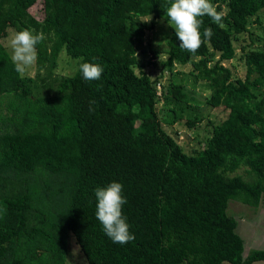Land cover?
Wrapping results in <instances>:
<instances>
[{"label": "trees", "instance_id": "1", "mask_svg": "<svg viewBox=\"0 0 264 264\" xmlns=\"http://www.w3.org/2000/svg\"><path fill=\"white\" fill-rule=\"evenodd\" d=\"M171 2L0 0V264H66L70 234L88 264L264 261V248L244 254L227 213L231 199L256 208L264 196V44L250 30L259 23L264 42V0H211L222 25L202 17L213 36L195 55L171 27L165 58L152 47V60L139 58ZM24 29L45 39L21 78L3 41ZM61 51L70 74L57 72ZM85 62L104 68L99 80L83 79ZM195 88L226 115L187 152L165 128L202 121ZM113 181L135 236L124 245L95 216L94 190Z\"/></svg>", "mask_w": 264, "mask_h": 264}, {"label": "clouds", "instance_id": "2", "mask_svg": "<svg viewBox=\"0 0 264 264\" xmlns=\"http://www.w3.org/2000/svg\"><path fill=\"white\" fill-rule=\"evenodd\" d=\"M166 11L168 24L175 30L180 49L193 55L198 52L205 39L213 36L211 28H205L201 33L202 17H210L213 22L222 25L223 13L217 11L211 0H172ZM44 39L42 32L34 33L27 29L17 31L11 38V60L21 78L30 75V69L36 65L37 45ZM79 71L84 80L94 81L101 78L104 68L99 64L85 62L79 65ZM89 104V110L94 111L91 105L95 104V101L92 100ZM122 193L123 185L117 181L98 186L94 190L97 201L95 216L105 235L113 243L120 245L135 239L123 214V205L127 203V199Z\"/></svg>", "mask_w": 264, "mask_h": 264}, {"label": "rangeland", "instance_id": "3", "mask_svg": "<svg viewBox=\"0 0 264 264\" xmlns=\"http://www.w3.org/2000/svg\"><path fill=\"white\" fill-rule=\"evenodd\" d=\"M33 12L36 16L39 15V9L34 8ZM259 16L264 20V8L259 11ZM170 26L168 24V19L158 20L155 27L149 30L142 41L141 47L145 48V51L142 52L140 49L137 51L138 57H145L146 59L152 60L150 47L158 49L162 52L161 57L165 58L164 54V41L165 36L169 33ZM252 31V37L257 46L263 45L264 42L260 38V24L253 23L250 27ZM14 36V33L11 32L9 36L3 41V44L6 46L9 53L12 55L10 48V40ZM245 39L248 40V37L245 36ZM239 45L237 44V51H239ZM238 54V53H237ZM158 61V60H157ZM242 64L239 65L234 71L235 73L242 75ZM152 67V66H150ZM74 68L73 61L65 55L64 51H61L59 55V61L57 66V72L62 74L72 73ZM35 67L30 69V75H33ZM158 69L153 71L152 75L156 74ZM188 73V68H182L180 70V75L183 76ZM166 78V79H165ZM164 79L168 82V75L165 74ZM196 89V88H195ZM197 99L200 100V104L197 107V112L201 113L203 116L202 121L197 123V126L194 128H188L184 122L174 123L172 126H166V130L170 133L177 132V137L179 141L182 140V146L185 151L191 152L192 150L199 148L204 143V139L208 134L209 121H219L222 119L226 112L218 108H208L203 103L204 95L196 89ZM162 106L161 103H158V108ZM184 120V119H183ZM241 174H246L243 172V168L238 170ZM227 213L233 216L237 220L236 231L244 240V254H248L249 251L253 249H263L264 248V196L262 197L260 204L255 208L248 205H245L238 200L231 199L228 202ZM66 264H88L84 254L81 252L78 244L75 241V238L70 234L68 239V252L66 256ZM222 264H230L229 262H222ZM252 264H264V261H255Z\"/></svg>", "mask_w": 264, "mask_h": 264}]
</instances>
